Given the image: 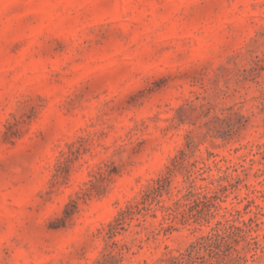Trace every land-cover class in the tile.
<instances>
[{
    "label": "rangeland",
    "instance_id": "rangeland-1",
    "mask_svg": "<svg viewBox=\"0 0 264 264\" xmlns=\"http://www.w3.org/2000/svg\"><path fill=\"white\" fill-rule=\"evenodd\" d=\"M0 264H264V0H0Z\"/></svg>",
    "mask_w": 264,
    "mask_h": 264
},
{
    "label": "trees",
    "instance_id": "trees-1",
    "mask_svg": "<svg viewBox=\"0 0 264 264\" xmlns=\"http://www.w3.org/2000/svg\"><path fill=\"white\" fill-rule=\"evenodd\" d=\"M164 181H163V185L161 186V188L162 189H165L166 187H167V185H168V183H169V178H165V179H163Z\"/></svg>",
    "mask_w": 264,
    "mask_h": 264
}]
</instances>
